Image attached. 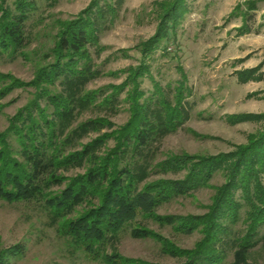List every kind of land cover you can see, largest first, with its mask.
Here are the masks:
<instances>
[{"label":"trees","instance_id":"obj_1","mask_svg":"<svg viewBox=\"0 0 264 264\" xmlns=\"http://www.w3.org/2000/svg\"><path fill=\"white\" fill-rule=\"evenodd\" d=\"M8 1L1 0L0 5V52L18 55L30 45L27 24L37 6L34 0H14L10 5ZM124 2L93 0L76 20L63 24L51 52L54 59L29 84L37 90L34 100L0 133V200L44 204L54 222L64 220L88 203L89 209L77 219L66 221L63 228L78 248L106 264H148L105 251L106 244L115 240L139 215L160 226H171L177 232L198 231L203 235L191 250L177 249L157 238L168 254L184 259L181 264H223L229 253L233 255V264H244L252 250L264 246V187L260 179L264 174V128L257 135H250L246 145L236 147L231 153L206 158L170 156L153 165L150 146L189 119L186 99L192 90L186 86L182 73V81H177L174 88L167 85V92L151 76L152 91L142 90V78L150 71L145 60L162 41L168 40L189 7L186 0H168L156 33L142 44L140 65L125 70L128 74L125 81L108 87L112 91L107 95L105 90L86 91V86L102 74L91 49H95L97 57L104 51L100 46L101 35L108 24H113ZM245 4L252 10L250 3ZM240 11L241 5H237L231 16ZM250 19L248 16L238 29L239 35L250 33L247 25ZM263 66L264 61L255 68L236 71L237 82H258L264 75ZM22 86V82L12 79L10 85L0 87V99ZM124 93L123 102L129 105L130 120L122 128L86 145L79 142L105 126L104 119L89 120L68 133L77 113L95 108L115 111ZM229 119L232 124L264 123V114ZM107 125L112 127L111 123ZM111 140L114 147L100 153ZM85 166H88L86 172L69 179L64 190L52 192L64 182L61 170ZM219 170L227 172L226 181L216 188L207 213L185 217L156 214L162 204L207 186ZM181 171H186L181 179L146 181L151 174ZM241 220L245 230L235 231L234 225ZM132 235L157 237L142 227L135 228ZM23 250L19 245L0 252V264H10Z\"/></svg>","mask_w":264,"mask_h":264},{"label":"rangeland","instance_id":"obj_2","mask_svg":"<svg viewBox=\"0 0 264 264\" xmlns=\"http://www.w3.org/2000/svg\"><path fill=\"white\" fill-rule=\"evenodd\" d=\"M13 1L9 0L8 4ZM34 1L37 8L27 24L29 47L18 55L0 52L1 89L10 85L12 79L23 83L22 87L0 99V133L5 132L11 119L34 100L37 90L29 84L35 80L38 71L54 59L51 52L63 24L76 20L93 0ZM167 1L125 0L113 24H108L107 30L101 35L100 46L104 51L97 57L95 49H91L102 74L86 86V91L105 90L107 95L112 91L108 87L121 85L125 81L128 76L124 73L125 70L140 65L143 59L142 44L156 33ZM186 1L189 12L172 30L168 40L162 41L145 60L150 71L142 78V90L148 93L152 91V77L167 92V85L174 88L177 81H182L181 73L185 77L186 86L192 90L191 96L186 99L189 103V119L175 132L150 146L153 165L170 156L206 158L231 153L236 147L246 145L250 135H257L264 128L261 121L229 122L230 117L237 115H248L251 118L264 114V75L258 82L246 84H239L235 75L236 71L255 68L264 61V36L253 34L240 38L243 35L231 28V24L239 23V20H228L230 15L227 12L231 7L228 0ZM255 21L258 23L257 19ZM261 73H264V66ZM125 97L126 93L122 94V102L115 111L95 108L77 113L68 133L89 120L104 119L105 126L87 134L79 142L80 145H86L122 128L130 120L129 105L123 102ZM102 99L97 100V103ZM52 110L48 109L50 114ZM107 123H111L112 127ZM114 145L113 140L109 141L100 153H105ZM81 147L78 146V149ZM87 168L88 166L61 170L64 182L53 188L52 192L64 190L69 179L84 174ZM185 173L186 171L151 174L146 181L177 180ZM226 175V171L219 170L207 186L162 204L157 208L156 214L180 217L204 215L211 205L216 188L225 183ZM260 179L264 187V174ZM95 204L98 202L95 201ZM85 209H89L88 203L78 207L64 220L54 222L51 211L44 204L0 200V252L19 245L24 247L22 255L13 259L10 264H106L103 260L90 257L65 234L64 223L77 219ZM140 227L151 230L157 237H133V230ZM234 230H245L242 220L234 225ZM157 238L177 249L191 250L203 235L198 231L192 234L177 232L171 226H160L139 215L115 240L106 244L105 251L107 254L116 253L125 259L148 264L184 262L183 258L168 254L163 242ZM233 262V255L229 253L223 264ZM244 264H264V246L252 250L246 256Z\"/></svg>","mask_w":264,"mask_h":264},{"label":"crops","instance_id":"obj_3","mask_svg":"<svg viewBox=\"0 0 264 264\" xmlns=\"http://www.w3.org/2000/svg\"><path fill=\"white\" fill-rule=\"evenodd\" d=\"M231 4V7L228 10V20L231 21H237L239 20V23H233L231 24V28H235L238 30L245 19L248 18V16L251 17V19L247 22L248 28L250 29V33L244 34L242 37H249L253 34H256L258 36L263 35L264 36V0H228ZM250 3V7H252V10H248L249 7L246 6L245 3ZM237 5H241V11L236 13V15L231 16V13L233 12L234 8ZM258 20V23H255V20ZM234 29V30H235Z\"/></svg>","mask_w":264,"mask_h":264}]
</instances>
